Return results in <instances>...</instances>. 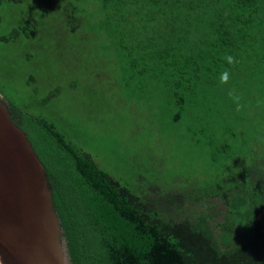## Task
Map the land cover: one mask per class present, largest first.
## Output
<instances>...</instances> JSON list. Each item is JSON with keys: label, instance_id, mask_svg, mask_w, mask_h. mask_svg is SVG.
<instances>
[{"label": "trees", "instance_id": "trees-1", "mask_svg": "<svg viewBox=\"0 0 264 264\" xmlns=\"http://www.w3.org/2000/svg\"><path fill=\"white\" fill-rule=\"evenodd\" d=\"M73 1L126 52L127 85L149 80L196 121L205 163L130 188L42 112L62 88L5 99L44 167L70 264H264V0ZM19 34L33 32L2 40Z\"/></svg>", "mask_w": 264, "mask_h": 264}, {"label": "rangeland", "instance_id": "rangeland-1", "mask_svg": "<svg viewBox=\"0 0 264 264\" xmlns=\"http://www.w3.org/2000/svg\"><path fill=\"white\" fill-rule=\"evenodd\" d=\"M87 11L73 0L1 4L0 96L27 103L34 89L40 99L62 88L42 112L130 188L191 175L205 163L196 121L165 105L149 80L125 83L129 57ZM43 12L49 17L37 28ZM12 29L33 34L4 42Z\"/></svg>", "mask_w": 264, "mask_h": 264}, {"label": "water", "instance_id": "water-1", "mask_svg": "<svg viewBox=\"0 0 264 264\" xmlns=\"http://www.w3.org/2000/svg\"><path fill=\"white\" fill-rule=\"evenodd\" d=\"M0 264H70L44 167L1 96Z\"/></svg>", "mask_w": 264, "mask_h": 264}, {"label": "clouds", "instance_id": "clouds-1", "mask_svg": "<svg viewBox=\"0 0 264 264\" xmlns=\"http://www.w3.org/2000/svg\"><path fill=\"white\" fill-rule=\"evenodd\" d=\"M225 61L229 65H234L238 63L236 58L232 55H226L225 56ZM230 79V73L227 69H225L223 72L220 73L219 76V82L221 84H227ZM229 97H231L233 103L236 105V111H240L243 108V105L240 103L241 97L237 95L233 90H229L228 92ZM257 106H261V101H257Z\"/></svg>", "mask_w": 264, "mask_h": 264}]
</instances>
